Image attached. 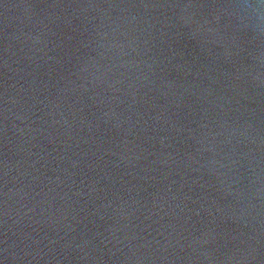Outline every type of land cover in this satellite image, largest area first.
<instances>
[{
	"label": "water",
	"instance_id": "water-1",
	"mask_svg": "<svg viewBox=\"0 0 264 264\" xmlns=\"http://www.w3.org/2000/svg\"><path fill=\"white\" fill-rule=\"evenodd\" d=\"M0 264H264V0H0Z\"/></svg>",
	"mask_w": 264,
	"mask_h": 264
}]
</instances>
